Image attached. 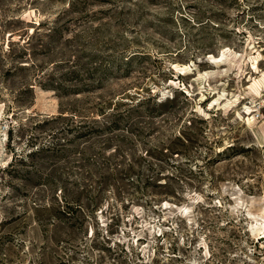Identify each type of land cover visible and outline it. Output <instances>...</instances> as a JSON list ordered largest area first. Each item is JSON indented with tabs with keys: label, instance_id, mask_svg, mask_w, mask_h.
Listing matches in <instances>:
<instances>
[{
	"label": "rangeland",
	"instance_id": "374dc122",
	"mask_svg": "<svg viewBox=\"0 0 264 264\" xmlns=\"http://www.w3.org/2000/svg\"><path fill=\"white\" fill-rule=\"evenodd\" d=\"M0 264H264V0H0Z\"/></svg>",
	"mask_w": 264,
	"mask_h": 264
},
{
	"label": "bare ground",
	"instance_id": "6f19581e",
	"mask_svg": "<svg viewBox=\"0 0 264 264\" xmlns=\"http://www.w3.org/2000/svg\"><path fill=\"white\" fill-rule=\"evenodd\" d=\"M209 59L213 60V57H212V56H210V57H209Z\"/></svg>",
	"mask_w": 264,
	"mask_h": 264
}]
</instances>
